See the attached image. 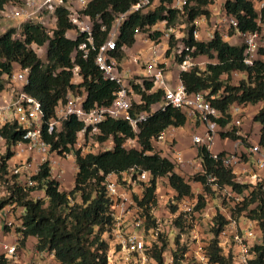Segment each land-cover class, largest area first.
<instances>
[{"label":"trees","instance_id":"obj_1","mask_svg":"<svg viewBox=\"0 0 264 264\" xmlns=\"http://www.w3.org/2000/svg\"><path fill=\"white\" fill-rule=\"evenodd\" d=\"M24 1L0 0V13L10 6H20ZM171 1L159 0V5L153 11L129 15L120 26L117 47L131 48L135 43L134 30L137 28L147 33L149 27L163 20L167 21V25H171L180 16H184L189 26L187 37L182 39L184 46L188 49L194 48L192 56L205 55L216 60L215 64H208L204 72L193 69L179 75L186 92L209 91L207 99L224 116V119L219 120L221 127L229 122L227 111L233 104L261 105L253 115L252 121L260 125L258 145L264 149V57L256 60L251 67L245 66L244 46L223 41L218 31H215L213 38L207 42H195L192 38L194 29L192 23L200 16L209 20L208 6L213 0H189L183 6V13L166 9L165 4H170ZM260 1L263 0H225L223 9L237 20L238 31L253 32L259 30L255 4ZM137 2L138 0H91L88 3L84 14L92 21V46L95 49L106 40L114 16L128 11ZM164 12L167 15H164ZM260 16L261 21H264V7L260 11ZM53 17L55 23L51 30L47 29L45 22L28 20L18 29L10 28L0 34V103L8 101L10 90L8 92L6 88L12 89L7 77L15 70L27 68L28 83L23 87V91L40 103L43 114V139L50 145L52 151L61 153L74 145L83 124L74 117H69L61 123V131L58 133L47 135L45 130L47 122L54 117L56 105L65 101L68 92L75 90L76 86L71 82L72 68L75 66L79 68L81 82L78 86L83 87L86 92L84 103L86 109L93 106H109L118 85L103 79L94 63L96 51L87 43L85 34L67 37V33L73 30L68 12L63 8H57ZM155 34H150V37L159 36V33ZM82 43H86V56L83 51L78 50ZM170 45L173 46V39ZM42 48H45V61L36 53ZM116 55L119 60L123 58L122 52L118 51ZM260 55L264 56L262 50ZM233 71L246 74L245 79L238 85L229 84ZM224 77L226 80L222 79ZM150 86L149 83H145L143 91L139 86L133 85L134 92L141 99L139 104H132L130 115L135 118L141 112H147L145 121L137 125L136 132L125 120L107 118L101 122L98 125L100 135L96 140L104 143L111 139L112 149L88 153L83 157L77 153L75 158L77 172L69 191H61L60 184L49 178L46 165H43L38 175L34 177L37 182L35 188L23 189L17 185L8 188V196L0 200V210L7 205L22 209L20 216L22 229H16L21 235L19 248L25 245L27 238L33 237L36 239V251L53 254L57 264H108V245L103 237L112 228L114 220L111 216L112 202L106 193L104 180L108 174L113 173L119 177L130 168L146 171L149 176L147 183H140L141 195H131L141 209V216L145 218V230L156 227L150 211L158 205L157 184L161 179H166L177 201L192 198L194 195L192 184L200 185L204 195L197 197L198 211L204 208L205 198L217 190L227 187L236 194L247 192L248 195H243L241 207L237 205V211L244 212L252 205L253 208L248 210L247 216L259 222L264 238V196L258 186L252 188L250 185L238 184L231 171L215 161L205 146L197 149V157L204 174L198 173L188 177L177 173L172 160L161 156L155 150L153 143L162 132L170 127H183L188 121L183 113L171 107L151 112V107L160 101L161 94L147 95L145 92ZM22 133L16 121L7 123L0 129V136L5 140L6 146L5 154L1 156L0 177L6 173L5 160L11 156L10 147L21 139ZM219 138L239 140L247 146L244 138L235 132H221ZM128 140H133L137 147L126 148L124 145ZM209 178L214 180L209 182ZM37 189L43 191L44 198L33 200L31 193ZM76 196L80 198L79 203L74 202ZM178 212L176 207H171L168 213L174 216ZM174 220L181 228V216ZM214 221L215 238L206 248L208 261L210 264H233L230 257L221 255V249L217 245L218 234L226 221L220 216H216ZM165 247L166 243L162 240L160 247L154 246L151 250V256L157 264H163L161 254ZM186 250V247L178 244L172 252V264H191L185 257ZM255 252L251 264H264V247L256 248ZM0 264H6L2 254Z\"/></svg>","mask_w":264,"mask_h":264},{"label":"built area","instance_id":"obj_2","mask_svg":"<svg viewBox=\"0 0 264 264\" xmlns=\"http://www.w3.org/2000/svg\"><path fill=\"white\" fill-rule=\"evenodd\" d=\"M35 1L25 0L20 6L12 7V10L6 11L8 12L6 17L23 16L26 18V21L34 20L38 17H40L38 20H42L46 17L54 24L55 18L53 17V13L55 10L57 8L65 9L68 12L69 22L73 27V30L67 33V37L70 33L73 36L79 34L86 35L87 43L91 45L92 50L96 51L94 63L101 72L103 79L115 82L118 85V90L114 93L113 101L109 106H93L86 109L84 107L86 92L83 87L78 86L81 82L79 68L76 66L72 68L71 82L76 86L75 90L68 92L65 101L56 105L54 117L47 122L45 131L47 135L58 133L61 131V123L69 117H74L80 121L83 124V128L77 134L74 145L68 147V151L58 153L52 151L50 145L43 139V114L40 103L23 91V87L28 83L29 70L24 68L13 71L7 77L10 85H13L11 86L12 89L10 90L8 101L0 103V129L5 124L16 121L23 131L21 139L10 147V158L5 160L6 173L3 177L7 181L9 180L11 186L17 185L23 189L35 188L37 182L34 180V177L38 175L43 165H46L48 168L49 178L59 183V180L66 173L65 167L67 166L60 165V161L63 160L73 161L74 169H71L76 174V154L78 153L79 156L83 157L88 153H96L95 149L100 144L96 140V137L100 135L98 125L107 118L125 120L133 131L136 132L137 125L145 121L148 114L147 112H141L135 118L131 117L132 103L130 94L138 97V101L135 104H139L141 98L134 92L133 85L139 86L144 91L143 85L149 83L151 86L145 92L147 95L154 93L161 94L160 101L153 105L156 106V109H153L152 106L151 112L171 107L183 113L188 122H193L196 127V124H198L200 132L193 136V144L197 148L205 146L215 161H218L223 168L231 171L238 184L250 185L252 188L258 186L264 196V149L260 145L256 144L247 147L244 155H247L252 160L253 167L244 176L241 175L242 173L239 175L235 171L236 166L243 162L244 155L242 153L221 152L223 154L220 155V153L211 152V147L216 137L219 136V132H235V134H239L246 117L242 108L244 105L233 104L227 111L229 122L224 127H221L219 120L224 119V116L207 99L209 91L188 93L180 81L179 75L181 73L189 72L193 69L204 72L206 66L208 64H215L216 60L209 59L205 55L192 56L191 53L194 52V48L188 49L182 41L187 36L185 34L174 35L175 32L172 27L174 24L167 25L166 20L148 28L151 29L150 34L156 35L155 33H159V36L155 38H151L150 35L148 38H144L143 32L138 28L134 30L135 40L138 39L143 43H147V40L150 39L152 41L148 42L145 49L136 52L130 57L129 63L133 65L131 68L122 66V59H118L116 53L118 51L123 53L127 49L124 46L117 47L119 30L122 23L133 13L146 14L153 11L159 5V0H138L128 11L116 14L106 40L96 49L92 46V21L84 14V10L91 0H42L36 9L30 12L29 8L35 6ZM188 2L189 0H172L170 4H165V8L183 13V6ZM263 7L264 0L255 4L259 30L253 32L238 31L237 20L224 11L222 4L214 13V16L218 18L215 24H210V17L207 20L204 16H200L193 21L192 38L195 42H207L213 38L215 31L219 32L222 40L224 38L226 41H230L232 38L237 37L240 39L241 45L244 46L243 63L245 66L251 67L256 60H261L264 57L260 55V50L264 52V21H261L260 18V11ZM164 15H167V13L164 12ZM203 21L210 24V28L204 35H201L200 24ZM225 30H232L234 32L233 36H224L223 32ZM102 31H104V28H102ZM171 39H173V46L170 45ZM78 50L83 51L84 56H86V43H82L78 47ZM200 57H205L209 61L206 64L199 62ZM258 57L259 59H257ZM165 72H171L174 79L167 82L163 76ZM132 75L138 77L133 78ZM231 77H242L245 79L246 74L233 71ZM129 78L133 80L132 83L128 81ZM210 98L213 99L215 97ZM259 108L260 106L256 109L258 110ZM168 129L158 136L156 142L165 141ZM106 142L110 143L109 140ZM112 146L113 144L107 150H111ZM5 150V140L0 136L1 156L2 151L6 152ZM172 155L174 166L181 171L185 164L181 155L179 153H172ZM74 172L70 174V176L73 174L72 186L75 177ZM122 173L126 174L129 185L147 183L149 178L146 171H139L136 168H130L128 171ZM198 173L204 174L202 167L201 169L198 168L195 174ZM213 180V178L208 179L209 182ZM104 185L106 193L112 202L111 216L114 220L112 226L114 243L127 254L135 255L137 261L144 264L147 260L145 254L148 251V245L144 237L145 218L141 216V209L121 189L117 175L113 173L108 174L105 177ZM221 191L232 198L234 201L233 209L242 203L243 195H248L245 191L243 194H236L227 187ZM178 206L183 216L188 220L193 214V205L186 200H181ZM11 207H14V205H7L0 210L1 220L4 219L5 213L9 212ZM206 216L208 218L210 213L206 214ZM223 218H225L226 223L217 237V245L221 249V255L223 257H230L233 264H251L256 255L255 249L264 247V238L259 222L246 215L238 218H231V215L226 218L223 215ZM12 226V222L4 220L3 226L0 227V237L2 238L3 236V230L6 228L11 229ZM17 228L22 229V224H18ZM14 234L13 242L15 243L11 245L2 244L1 246V254L6 260V264H15L16 261L17 247L21 235L17 231ZM207 245V243L197 242L193 250L191 249V254L187 252L185 257L191 261V264H210L207 257Z\"/></svg>","mask_w":264,"mask_h":264},{"label":"rangeland","instance_id":"obj_3","mask_svg":"<svg viewBox=\"0 0 264 264\" xmlns=\"http://www.w3.org/2000/svg\"><path fill=\"white\" fill-rule=\"evenodd\" d=\"M41 1L42 0H36L35 6L30 7L29 11L33 12ZM12 9L13 8L10 6L8 7L7 10L10 11ZM6 11H3L2 13H0V34L9 30L10 28L18 29V27L26 21V18L23 16L7 18L6 14H8V12ZM43 17H44V14H43ZM39 18L40 17L35 18L34 21L43 22V23L45 22L48 30H51L52 28H54V24H52L50 19H47L46 17H44L42 20H38ZM173 24L171 25H173L172 27L175 32L174 35L176 36L182 35V34L186 35L189 26L186 23V18L184 16H180L176 20V22ZM207 25L209 29L210 24H207ZM162 30L164 29L162 28ZM147 31L148 33H143L144 38H148V36L150 35L151 29H148ZM223 33H224V36L225 35L233 36L234 34L232 30L231 31L225 30ZM70 35H73V34L70 33ZM16 38H18V35H16ZM150 40L152 41V39ZM150 40H147V43H143L142 41L138 40L139 43L137 47L145 49ZM230 43L232 45L235 44L236 46L241 45V41L237 37L232 38L230 40ZM44 52H45V48H42V50L40 51L37 50L36 52L42 61H45ZM257 59H259V57ZM198 61L206 64L209 60L205 57H200ZM129 65L133 66L131 63H129ZM163 76L167 82H170L174 79V76L171 72H165ZM132 77L137 78L138 76L132 75ZM222 79L226 80L225 77ZM128 81H131L132 83L133 80L129 78ZM240 81H243L242 77H231V79L229 80V84L238 85ZM6 89L8 92L9 90H11L10 88H6ZM130 100L132 104H135V102L138 101V97L130 94ZM153 109H156V106H153ZM253 109L254 111L252 110V112H255L256 108H253ZM252 114L253 113H247L245 115L246 116L245 118L249 120L252 119L251 117ZM220 133L221 132H219V134ZM108 140L110 141V143H112L111 139H108ZM110 143L108 142L103 143V144L100 143L99 146L95 149V152L100 153L102 151L107 150L110 147V145H112ZM124 146L126 148L137 147L136 143L131 140H128ZM4 154L5 152L2 151V155ZM0 158H1V154H0ZM60 165L67 166V167L74 169V163L72 160L60 161ZM67 176H63L62 179L59 180L61 191H63V189L66 186H68L69 183H71V176H69V178H66ZM160 184H161L160 185L161 189H160L159 195L163 198V202L160 203L159 206L157 205L156 207H153L150 211L151 215L153 216L155 220L156 227L151 228L149 230H145L144 232V237L146 238L147 245H148V251L145 254L147 260L144 264H157L154 258L151 256V252H152L151 250L153 249L154 246L160 247V245H162V240H164L166 243V247L161 254L162 259H163V264H172V252L177 248L178 244L180 246L186 247L187 249L186 251L188 252V254H191L192 252L191 249L193 250L197 242L207 243V244L211 243V241L215 238L213 229L216 228L215 221H214L216 216L223 217L224 215L226 218H228L231 215V218H238V217H241L242 215L243 216L249 215L248 210L253 208V206L251 205L248 208V210L238 213L237 206L235 207V209H233L234 201L232 200V198L228 197L225 192L221 190H217L216 192H214L213 195H208L205 198L206 204L204 208L198 211L197 210V207H198L197 197L199 195H204V194L200 190L193 189L195 193L193 197L185 199L186 201L191 203V205H193L194 207L193 214L187 220L183 216L182 212L179 210L178 205L180 204L181 201L175 200L174 193L168 187H166V184L163 181H161ZM195 185L196 184H192V187L194 188ZM9 187H11L9 180L7 181L3 176L0 177V200L8 196L7 192H8ZM35 191H37V193L33 194V197L31 195V199L33 200L41 199L39 196H41L42 193L38 194V191L40 190L37 189ZM79 201H80V198L76 196L74 202L79 203ZM241 204L239 205V207H241ZM171 207H176L179 212L174 216H167L166 212L170 213ZM21 211L22 209L16 206L11 207V209L9 210V212L13 214L15 223L19 219L18 216L21 213ZM209 213H210V216H208L207 218L206 214H209ZM177 216H181V220H180L182 224L181 228L174 222L175 221L174 219ZM14 230H16L15 224H14ZM8 232H9V229L7 228L5 229L4 234ZM103 238L107 242V245H108V250H107L108 264H141L139 263V261H137V257L135 255L127 254L125 251H123L120 247H118L114 243L112 228L110 229L109 232L105 233V236ZM176 241H178V244H176Z\"/></svg>","mask_w":264,"mask_h":264},{"label":"crops","instance_id":"obj_4","mask_svg":"<svg viewBox=\"0 0 264 264\" xmlns=\"http://www.w3.org/2000/svg\"><path fill=\"white\" fill-rule=\"evenodd\" d=\"M224 1L225 0H213L212 4L209 5L208 10L210 12V20H209L210 24L213 25L217 22L218 18L214 16V13L219 8V6H221L224 3ZM207 29H208V26H207L206 21L201 22L200 24L201 35H204ZM220 33H221V30H220ZM68 37L73 38L74 36L68 34ZM223 40L226 41L224 38ZM227 41L230 42L229 40ZM138 43H139L138 39H136L134 45L131 48H127L123 52L122 66L126 68H131V66L129 65L130 57L134 55L136 52H139L144 49V48L137 47ZM258 106L244 105L242 106V108L244 109L245 114L253 113L251 116L253 117L256 111L252 112V110L254 111L253 108H258ZM196 125L197 127L194 125L193 122H187L183 127L170 128L167 131L165 141L153 143L155 150L159 152L161 156L163 157H167L172 160L173 158L172 153H175V154L179 153L185 164L181 171L176 167H175V171L187 177L194 175L197 172L198 168L201 169L200 160L197 157L198 148L192 142L193 136L200 132V128L198 127V124ZM259 131H260V125L258 123L253 122L252 119L249 120L245 118L238 135L244 138L245 142L247 143V146H244L240 141H232L227 138L221 139L219 138V136H217L216 139L214 140L213 146L211 147V152L212 153L238 152L244 155L247 150V147L258 144ZM252 167H253L252 160L248 158L247 155H244L243 162L236 166L235 171L239 175L242 173L241 175L244 176L245 173H249L251 171ZM65 172H66L65 176H67L68 174L66 178H69L70 174L73 173L74 170H72L70 167H65ZM72 176H71V183H69V185L66 186L63 190L67 191L72 187ZM117 179L119 181L121 189L124 190L128 196L131 197L132 194H135V195L137 194L138 196L141 195V191H142L141 186L140 185H129L127 182V176L125 173H122L119 177L117 176ZM161 181H163L166 184V187H168L166 179H161L158 182L157 188H156L158 206L160 203L163 202V198L159 195L160 189H161V186H160ZM193 189L194 190L197 189L201 191V187L198 184H196ZM35 193H37V191H34L31 193L32 197H33V194ZM39 193H42V195L39 197L41 199L44 198L43 191H38V194ZM166 214L167 216H170L168 212H166ZM5 215L6 216L4 217L3 220L0 219V227L3 226L4 220L8 222H12L13 226L11 229H9V232L6 234H4L5 230H3V236L2 238L0 237V254L2 252L1 250L2 244L11 245L15 243L13 242L14 235H15L14 233L16 232V230H14V224H15V228L17 229L18 224L21 223L20 216L22 215V211L19 214L18 216L19 219L16 221V223L14 221L12 213L7 212L5 213ZM35 244H36L35 238L33 237L27 238L25 245L19 248L17 251L15 264H37V263L57 264L52 254L48 252H41V253L37 252L35 249Z\"/></svg>","mask_w":264,"mask_h":264}]
</instances>
